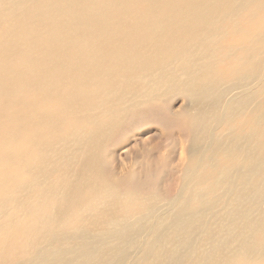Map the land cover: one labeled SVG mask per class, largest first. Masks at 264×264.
I'll list each match as a JSON object with an SVG mask.
<instances>
[{
	"label": "bare ground",
	"instance_id": "bare-ground-1",
	"mask_svg": "<svg viewBox=\"0 0 264 264\" xmlns=\"http://www.w3.org/2000/svg\"><path fill=\"white\" fill-rule=\"evenodd\" d=\"M0 264H264V0H0Z\"/></svg>",
	"mask_w": 264,
	"mask_h": 264
},
{
	"label": "rangeland",
	"instance_id": "rangeland-1",
	"mask_svg": "<svg viewBox=\"0 0 264 264\" xmlns=\"http://www.w3.org/2000/svg\"><path fill=\"white\" fill-rule=\"evenodd\" d=\"M141 82L146 85V88H145V90H146L147 87L149 86L148 81H141ZM152 89L156 92V95L161 92V90L158 91V88H153L152 87ZM135 92L137 94H140V95L145 96V93H144V89L143 88H137L135 90ZM147 99H149L148 96H145V98H138V102H136L135 104L136 105H142L144 103H147L148 102ZM156 103H163L166 106L167 105H171L173 111L180 112V115L177 116L176 118H178L179 121H182V122H185V120H187V119L195 120V119H197V118H199L201 116V113L195 112L194 103H192L191 100L189 101L188 98L185 96V94L183 95L179 91H175V92L168 93L166 95V98H163V99L159 100ZM187 115H189V117H186ZM144 128H146V127H144ZM150 128L154 129L153 126H150ZM168 143L173 144V141L170 140V141H168ZM74 150L76 151L77 154L80 152L77 149H74ZM120 157L123 158V155L120 154ZM6 210L7 211L9 210L11 212V210L10 209H7V208H4V211L3 212L5 213ZM133 218L130 217V218H128V220H132ZM217 238L219 240H221L223 238V236H219Z\"/></svg>",
	"mask_w": 264,
	"mask_h": 264
}]
</instances>
